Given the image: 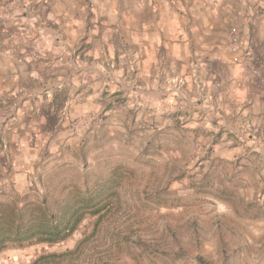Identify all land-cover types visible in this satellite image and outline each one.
<instances>
[{"label":"crops","instance_id":"obj_1","mask_svg":"<svg viewBox=\"0 0 264 264\" xmlns=\"http://www.w3.org/2000/svg\"><path fill=\"white\" fill-rule=\"evenodd\" d=\"M90 1L0 0V125L2 142L21 151L6 170L19 192L28 189L31 144L69 137L51 117L65 106L67 128L69 119L95 116L101 91L118 83L127 110L121 119L108 110L106 128L123 121L185 134L213 146L217 159L264 150V16L257 13L264 4L251 9L252 0H222L212 8L196 1L186 21L173 10L166 20L160 0H131L121 19L115 0ZM231 25L261 57L259 79L232 63ZM180 115L189 120L185 128L175 122Z\"/></svg>","mask_w":264,"mask_h":264},{"label":"rangeland","instance_id":"obj_2","mask_svg":"<svg viewBox=\"0 0 264 264\" xmlns=\"http://www.w3.org/2000/svg\"><path fill=\"white\" fill-rule=\"evenodd\" d=\"M130 1L115 0L120 19ZM196 1L217 8L222 0H160L166 20L173 10L186 21ZM252 2L251 9L264 4ZM121 87L101 91V110L69 119L67 128L65 106L50 116L58 134L67 129L69 137L31 144L26 192L6 171L21 151L2 142L0 125V201L85 186L102 194L70 240L10 247L0 264H35L42 256L45 264H264V150L248 147L217 159L210 157L213 146L185 134L170 137L165 129L129 128L123 121L106 128L108 110L119 119L127 110V98L116 95ZM178 117L177 127L185 128L189 120Z\"/></svg>","mask_w":264,"mask_h":264},{"label":"trees","instance_id":"obj_3","mask_svg":"<svg viewBox=\"0 0 264 264\" xmlns=\"http://www.w3.org/2000/svg\"><path fill=\"white\" fill-rule=\"evenodd\" d=\"M62 191L0 201V253L10 247L53 245L70 240L102 194L92 192L88 186L83 190ZM47 258L42 256L35 264H45Z\"/></svg>","mask_w":264,"mask_h":264},{"label":"built area","instance_id":"obj_4","mask_svg":"<svg viewBox=\"0 0 264 264\" xmlns=\"http://www.w3.org/2000/svg\"><path fill=\"white\" fill-rule=\"evenodd\" d=\"M258 12L264 16V10H259ZM12 37L13 35L8 34L5 39L8 44H11V47L14 41ZM229 48L232 54V63L239 66L253 79H259L262 59L253 45H244L239 26H233L229 31ZM9 54L11 56L15 55L13 48L9 49Z\"/></svg>","mask_w":264,"mask_h":264}]
</instances>
